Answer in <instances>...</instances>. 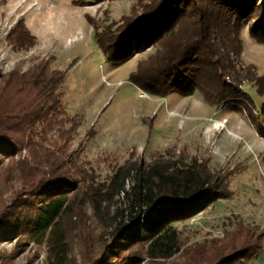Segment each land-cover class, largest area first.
Segmentation results:
<instances>
[{
	"label": "trees",
	"instance_id": "1",
	"mask_svg": "<svg viewBox=\"0 0 264 264\" xmlns=\"http://www.w3.org/2000/svg\"><path fill=\"white\" fill-rule=\"evenodd\" d=\"M131 2L116 22L88 17L103 54L118 64L152 49L130 76L136 87L158 98L198 94L215 109L242 111L264 139V103L256 116L253 100L225 80L242 83L233 61L243 52L244 24L264 45V0ZM6 42L16 53L37 44L23 20ZM53 62L43 57L22 70L20 60L0 72V241L24 237L44 246L47 264H254L262 231L238 224L221 238L188 246L171 226L231 197L230 174L211 171L209 155L173 147L145 164L133 149L102 183L78 165L96 133L88 129L73 148L83 121L67 116L66 74ZM246 76L262 95L264 76L255 70Z\"/></svg>",
	"mask_w": 264,
	"mask_h": 264
},
{
	"label": "rangeland",
	"instance_id": "2",
	"mask_svg": "<svg viewBox=\"0 0 264 264\" xmlns=\"http://www.w3.org/2000/svg\"><path fill=\"white\" fill-rule=\"evenodd\" d=\"M73 1L0 0V72H9L20 60L25 61L22 70H26L43 57H53L52 67L66 74L62 106L68 117L83 121L73 148L88 129L96 133L78 165L95 174L97 182H108L113 169L121 166L133 149L148 164L164 150L187 148L197 157L209 155L211 171L230 174L231 197L171 225L188 246L221 238L224 231L238 224L264 234V139L246 114L215 109L198 94L171 93L158 98L144 93L130 76L139 60L153 50L116 64L103 54L88 22V17H95L101 25L116 22L128 14L131 0H87L82 6ZM19 20L36 38L37 44L29 52L16 53L6 42ZM247 27L244 24L241 31L242 55L233 61L243 80L241 85H230L246 92L259 116L264 93L257 94L245 77L254 70L264 76V45L249 37ZM246 98L241 99L243 106H249ZM1 162L6 164V160ZM8 255L11 258H4ZM252 262L264 264V243ZM0 264H47L46 251L24 237L0 241Z\"/></svg>",
	"mask_w": 264,
	"mask_h": 264
},
{
	"label": "built area",
	"instance_id": "3",
	"mask_svg": "<svg viewBox=\"0 0 264 264\" xmlns=\"http://www.w3.org/2000/svg\"><path fill=\"white\" fill-rule=\"evenodd\" d=\"M226 83L228 84V85H230L231 84V82L227 79L226 80Z\"/></svg>",
	"mask_w": 264,
	"mask_h": 264
}]
</instances>
